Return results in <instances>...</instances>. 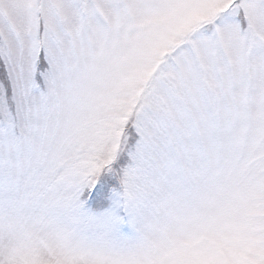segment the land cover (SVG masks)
I'll list each match as a JSON object with an SVG mask.
<instances>
[{"label":"snow or ice","instance_id":"snow-or-ice-1","mask_svg":"<svg viewBox=\"0 0 264 264\" xmlns=\"http://www.w3.org/2000/svg\"><path fill=\"white\" fill-rule=\"evenodd\" d=\"M0 264H264V0H0Z\"/></svg>","mask_w":264,"mask_h":264}]
</instances>
